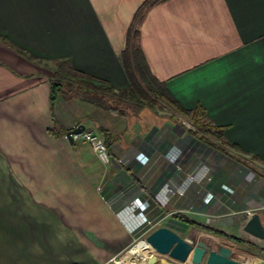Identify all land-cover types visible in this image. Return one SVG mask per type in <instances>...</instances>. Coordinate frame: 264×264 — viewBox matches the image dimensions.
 <instances>
[{"label":"crops","instance_id":"obj_1","mask_svg":"<svg viewBox=\"0 0 264 264\" xmlns=\"http://www.w3.org/2000/svg\"><path fill=\"white\" fill-rule=\"evenodd\" d=\"M145 2L0 0L1 264H112L132 246L140 218L186 238L175 215L189 218L188 210L202 215L225 200L243 227L264 213V186L246 185L241 169L264 180V0H168L137 25ZM135 24L153 76L183 109L201 106L246 163L146 107L120 105L144 127L72 94L52 107L58 62L126 90L122 54ZM79 126L107 153L70 143Z\"/></svg>","mask_w":264,"mask_h":264},{"label":"trees","instance_id":"obj_2","mask_svg":"<svg viewBox=\"0 0 264 264\" xmlns=\"http://www.w3.org/2000/svg\"><path fill=\"white\" fill-rule=\"evenodd\" d=\"M166 1L168 0H146L137 16V25L141 22L145 11L149 7ZM137 25L135 24L134 30L130 34L132 36L130 42L122 54L123 66L129 83L126 90L115 92L114 88L104 81H100L98 85L94 84L93 79L85 81L84 74L75 69L73 65L68 62H58L55 64V69L50 80L52 107L55 105L60 94H69L70 90L69 92L64 91L66 87L70 89L78 86L82 90L89 92L92 96L90 99L87 98L89 103L116 115H123V110L120 107L122 103L132 104L137 107H146L157 114L161 111L168 110L171 112V120L178 121L179 118L186 120L191 125L189 132L198 140L222 152L230 159L246 163L242 156L245 155L243 150L226 140L225 130L213 124L201 106L191 111L183 109L170 95L165 84L153 76L138 46L139 32ZM20 54L25 55L22 51ZM25 57L33 60L30 56ZM99 95H107L109 98L115 100L118 105L115 107L112 106L104 97ZM175 218L181 223L199 231H205L215 236L226 238L239 245H245L260 252L264 256V248L258 247L251 242L229 237L222 232L203 227L179 214L175 215Z\"/></svg>","mask_w":264,"mask_h":264},{"label":"rangeland","instance_id":"obj_3","mask_svg":"<svg viewBox=\"0 0 264 264\" xmlns=\"http://www.w3.org/2000/svg\"><path fill=\"white\" fill-rule=\"evenodd\" d=\"M69 90H70V92H69ZM64 91L69 92V94L73 95L74 99L80 100L82 102H84L83 100L89 102L88 99H90L92 97L89 92L82 90V88L78 87V86H74L73 88H70V89H69V87H66L64 89ZM91 101H93V100H91ZM121 109L123 110V115L125 116L122 119V122H124V120H126L130 124H132V122H134V123L140 124L142 127H144V124L141 123L140 120H138V116H139L137 114L138 112L131 111L130 106H128V107L124 106V108L121 107ZM158 115L170 119L171 112L168 110H165V111L159 112ZM177 122H183V125L187 128V130L190 131L191 125L186 120H184V119L181 120L179 118V120ZM144 129H146V128H144ZM241 169L246 174V178H247L245 181L246 185L248 184L250 186L252 184V186H253L255 184H258V190H260L261 187L264 186V180L260 176L259 172H257L258 170L256 171V170L249 169V168L246 169L243 165H242ZM208 179H209V176H206L202 180V187L203 188H206V184L208 182ZM192 180H194L193 177H188V183H187L188 189H190L193 186L192 185L193 183H191ZM258 190L256 189V190H254V192H257ZM183 193H184V191H183ZM246 194L247 193H243L242 195L245 196ZM211 200L207 203L211 204L210 203ZM231 209L232 208L228 207V203L225 200H223V201H221V203H218L217 206H215L213 208L210 207L206 211V213L202 212L201 213L202 215L194 214L195 213V212H193L194 210H188L187 216L191 220L198 222L197 223L198 225L210 228V229L218 231V232H222L229 237H234V238L246 240L248 242L255 244L258 247L264 248V241H261V240L254 238L253 236H251L250 234L246 233L243 230V226L239 223V219L241 218V215L238 216V219L236 221H235V217H233L232 215H229L231 213ZM213 212H217V213L215 214ZM132 213H137V209H134L132 211ZM213 214L216 217H213ZM136 216L138 217V215H136ZM132 227H133V234H134V242H133L132 246L122 256H120L118 259H116V262H119L120 264H124L123 259L131 251L132 247L134 249V247L137 245V243H140V241H142V240H146L147 237L150 236L154 231H156L159 228H162L163 222L152 223L151 221H145V220H142L140 218V219H138V221H136V223ZM183 229L184 230L182 231V234L186 238L191 233H195V234L198 233L200 238H204L207 241H209V243H211L214 246L215 250H219V248L221 246H225V247L231 249L232 259L237 260L243 264H264V256L260 252L255 251V250H253V249H251L245 245H239V244H236L233 241H230L226 238L218 237V236H215V235L210 234V233L205 232V231H199V230H197L191 226H189V227L184 226ZM135 248H137V247H135ZM0 260H1V258H0ZM0 264H1V261H0ZM112 264H115V263H112Z\"/></svg>","mask_w":264,"mask_h":264},{"label":"water","instance_id":"obj_4","mask_svg":"<svg viewBox=\"0 0 264 264\" xmlns=\"http://www.w3.org/2000/svg\"><path fill=\"white\" fill-rule=\"evenodd\" d=\"M85 130L84 126H79L68 132L66 138L73 144V136ZM243 230L264 241V213L251 214ZM146 242L156 254L148 260V264H243L232 259L231 249L221 246L215 250L209 241L199 238L195 233L183 238L173 230L162 227L148 236Z\"/></svg>","mask_w":264,"mask_h":264},{"label":"built area","instance_id":"obj_5","mask_svg":"<svg viewBox=\"0 0 264 264\" xmlns=\"http://www.w3.org/2000/svg\"><path fill=\"white\" fill-rule=\"evenodd\" d=\"M73 139H74V142L81 141V142L88 143L91 146L94 153H96L97 155H102V154L107 153L108 148H107L105 141L100 136H98L92 131L85 130L84 132L80 134L74 135ZM211 199H212V196L207 200V202H209ZM113 263L120 264L119 262H116V260H113Z\"/></svg>","mask_w":264,"mask_h":264},{"label":"bare ground","instance_id":"obj_6","mask_svg":"<svg viewBox=\"0 0 264 264\" xmlns=\"http://www.w3.org/2000/svg\"><path fill=\"white\" fill-rule=\"evenodd\" d=\"M197 234V233H196ZM200 238V236L197 234ZM156 255L153 248L144 240L138 248L132 249L123 259L124 264H148V260ZM190 264V263H187Z\"/></svg>","mask_w":264,"mask_h":264}]
</instances>
